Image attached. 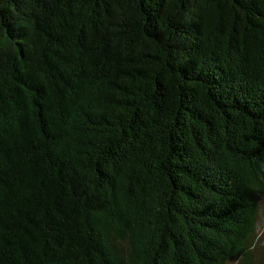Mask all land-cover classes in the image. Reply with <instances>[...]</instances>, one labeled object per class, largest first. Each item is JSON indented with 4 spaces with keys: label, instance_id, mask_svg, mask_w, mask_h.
Segmentation results:
<instances>
[{
    "label": "trees",
    "instance_id": "obj_1",
    "mask_svg": "<svg viewBox=\"0 0 264 264\" xmlns=\"http://www.w3.org/2000/svg\"><path fill=\"white\" fill-rule=\"evenodd\" d=\"M263 195L264 0H0V264H264Z\"/></svg>",
    "mask_w": 264,
    "mask_h": 264
},
{
    "label": "rangeland",
    "instance_id": "obj_2",
    "mask_svg": "<svg viewBox=\"0 0 264 264\" xmlns=\"http://www.w3.org/2000/svg\"><path fill=\"white\" fill-rule=\"evenodd\" d=\"M257 220H258V224H257L258 232H257V234L261 235L262 233H264V195L261 196V198L259 200V212H258ZM261 237H262V235H261ZM236 263H237V261H233L230 264H236Z\"/></svg>",
    "mask_w": 264,
    "mask_h": 264
}]
</instances>
